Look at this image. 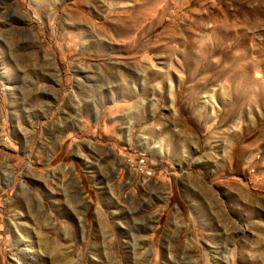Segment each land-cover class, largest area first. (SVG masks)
Masks as SVG:
<instances>
[{"label": "rangeland", "instance_id": "obj_1", "mask_svg": "<svg viewBox=\"0 0 264 264\" xmlns=\"http://www.w3.org/2000/svg\"><path fill=\"white\" fill-rule=\"evenodd\" d=\"M0 264H264V0H0Z\"/></svg>", "mask_w": 264, "mask_h": 264}, {"label": "built area", "instance_id": "obj_2", "mask_svg": "<svg viewBox=\"0 0 264 264\" xmlns=\"http://www.w3.org/2000/svg\"><path fill=\"white\" fill-rule=\"evenodd\" d=\"M138 168L141 169V166H147L146 161L144 159H140V161L137 163ZM147 175H150L151 173H146Z\"/></svg>", "mask_w": 264, "mask_h": 264}, {"label": "bare ground", "instance_id": "obj_3", "mask_svg": "<svg viewBox=\"0 0 264 264\" xmlns=\"http://www.w3.org/2000/svg\"><path fill=\"white\" fill-rule=\"evenodd\" d=\"M208 61V60H207ZM206 63V62H205ZM207 64V63H206ZM209 65V64H208ZM222 67V66H221ZM210 68V67H209ZM219 68V67H218ZM204 71V70H203ZM206 71V70H205ZM222 72V71H221ZM219 73V72H218Z\"/></svg>", "mask_w": 264, "mask_h": 264}]
</instances>
